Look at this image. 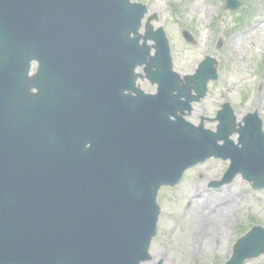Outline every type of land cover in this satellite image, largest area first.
I'll return each instance as SVG.
<instances>
[{"label": "water", "instance_id": "obj_1", "mask_svg": "<svg viewBox=\"0 0 264 264\" xmlns=\"http://www.w3.org/2000/svg\"><path fill=\"white\" fill-rule=\"evenodd\" d=\"M239 7L229 0L227 9ZM145 12L129 0H0V264H141L159 188L212 156L232 160L217 186L244 172L237 161L257 168L244 173L262 186L261 120L247 118L245 150L228 156L217 145L234 146L228 106L218 134L186 123L178 114L206 96L216 62L181 86L164 32L141 45ZM32 60L41 66L30 77ZM145 64L155 96L136 87ZM254 140L262 146L247 163ZM263 253L264 230L255 228L228 264Z\"/></svg>", "mask_w": 264, "mask_h": 264}, {"label": "rangeland", "instance_id": "obj_2", "mask_svg": "<svg viewBox=\"0 0 264 264\" xmlns=\"http://www.w3.org/2000/svg\"><path fill=\"white\" fill-rule=\"evenodd\" d=\"M131 1L148 7L141 34L146 33L147 21L155 30H165L174 69L184 83L206 57L218 61L219 80L209 84L207 98L194 105L187 120L199 125L201 118H206V129L216 131L217 112L230 102L239 122L258 112L264 123V0H239L243 5L238 13L224 9L227 0ZM137 74L144 78L138 82L142 89L155 93L157 86L146 79L145 67ZM233 139L236 141L235 136ZM229 165V161L211 159L189 170L177 187L161 189L158 202L162 212L150 264H226L237 240L253 226H264V190H253L241 176L220 189L211 187L221 180ZM237 190L239 195L233 204L220 201L224 192ZM196 208L210 218L224 210L227 218L215 230L211 224L200 225L193 219ZM194 232L205 241L197 247H191ZM204 232L206 237L202 239ZM217 235L218 240L214 238ZM246 264H264V256Z\"/></svg>", "mask_w": 264, "mask_h": 264}, {"label": "bare ground", "instance_id": "obj_3", "mask_svg": "<svg viewBox=\"0 0 264 264\" xmlns=\"http://www.w3.org/2000/svg\"><path fill=\"white\" fill-rule=\"evenodd\" d=\"M252 31L253 30L249 31V33H251ZM238 195H239L238 190L237 191H229V192L226 191L223 193V196L219 199H220V201H228L229 203L232 202V204H233L234 200L237 199ZM225 212L226 211L222 210L221 212L218 213L216 218H210V216L201 212L200 208H196V210H194L192 212V217H193V219H197L198 223L200 225H204V224L210 225L211 224L212 225L211 227L214 228L215 230H217V229H219V226L222 225V222L226 220L225 218H227V215ZM135 230L138 231L136 228H135ZM200 230H202V228H200ZM203 230H202V233H203ZM203 235L204 236L202 237V239L204 237H206L205 232ZM218 237H219V235H217V237L214 236V238H216L217 240H218ZM191 238H192V246L191 247H194V246L197 247L199 245H202L205 242V241L202 242L198 237V233H195V232L192 233ZM144 264H150V263H144Z\"/></svg>", "mask_w": 264, "mask_h": 264}]
</instances>
